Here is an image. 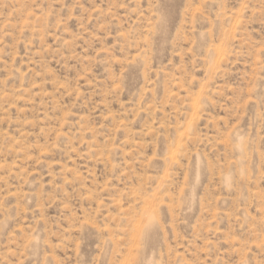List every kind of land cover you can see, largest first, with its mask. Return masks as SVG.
I'll return each instance as SVG.
<instances>
[{
    "label": "rangeland",
    "instance_id": "1",
    "mask_svg": "<svg viewBox=\"0 0 264 264\" xmlns=\"http://www.w3.org/2000/svg\"><path fill=\"white\" fill-rule=\"evenodd\" d=\"M0 264H264V0H0Z\"/></svg>",
    "mask_w": 264,
    "mask_h": 264
},
{
    "label": "bare ground",
    "instance_id": "2",
    "mask_svg": "<svg viewBox=\"0 0 264 264\" xmlns=\"http://www.w3.org/2000/svg\"><path fill=\"white\" fill-rule=\"evenodd\" d=\"M195 105V104H194ZM193 107H195V106H193Z\"/></svg>",
    "mask_w": 264,
    "mask_h": 264
}]
</instances>
